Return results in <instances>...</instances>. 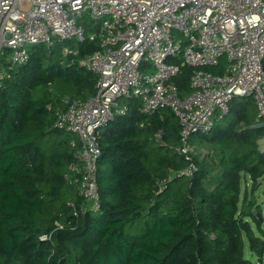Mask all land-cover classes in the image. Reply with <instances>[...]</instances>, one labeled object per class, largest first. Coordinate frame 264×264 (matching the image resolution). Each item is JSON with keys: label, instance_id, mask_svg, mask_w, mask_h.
Wrapping results in <instances>:
<instances>
[{"label": "trees", "instance_id": "obj_1", "mask_svg": "<svg viewBox=\"0 0 264 264\" xmlns=\"http://www.w3.org/2000/svg\"><path fill=\"white\" fill-rule=\"evenodd\" d=\"M65 45L78 47L79 57L99 49L89 39L66 41L31 48L19 67L2 60L0 264H256L245 256V237L262 260L264 240L250 223L264 234V207L249 198L264 176V124L256 125L264 117L254 100L234 99L211 132L191 136L189 143L214 145L218 161L210 163L181 151V124L170 109L144 113L140 99H128V113L99 138L100 210L83 211L87 200L65 179L79 137L55 126L56 112L67 108L64 97H92L98 79L63 54ZM224 66L222 59L199 69L223 74ZM194 70L184 65L173 79L181 97L192 91ZM192 164L196 172L184 173Z\"/></svg>", "mask_w": 264, "mask_h": 264}, {"label": "built area", "instance_id": "obj_2", "mask_svg": "<svg viewBox=\"0 0 264 264\" xmlns=\"http://www.w3.org/2000/svg\"><path fill=\"white\" fill-rule=\"evenodd\" d=\"M88 39L99 49L79 57L78 47L65 45L63 54L97 75L96 92L87 100L64 97L67 108H57L55 122L79 137L65 179L87 200L83 211L100 210L99 138L128 113V99H140L144 113L170 109L181 124L183 153L191 152L193 134L225 119L235 98H252L264 117V0H0V87L3 59L19 67L35 46L53 50ZM222 59L223 74L199 69ZM184 65L195 70L192 91L181 97L173 79ZM164 135L160 129L154 139ZM196 170L192 164L184 173Z\"/></svg>", "mask_w": 264, "mask_h": 264}, {"label": "rangeland", "instance_id": "obj_3", "mask_svg": "<svg viewBox=\"0 0 264 264\" xmlns=\"http://www.w3.org/2000/svg\"><path fill=\"white\" fill-rule=\"evenodd\" d=\"M235 99H236V102L241 100L240 98H235ZM121 101L123 102V99ZM262 121L264 123V118H262ZM259 143H260V148L264 149V138H262ZM188 149H190L191 153L196 154L199 157V159H201V160L205 159L210 163L218 161V156L215 153V147H214V145H212L210 143H202L201 144V143L190 142ZM217 173H220V169H218V168H214L213 171L211 172V174L213 176L216 175ZM246 181H248L247 186L249 189V187L251 186L249 184L250 181H249V179H246ZM246 181L244 180L243 184H242L243 191L245 189ZM252 197H254L256 199L257 203H259L260 205H262L264 207V176H263V178L260 179L259 187H258L257 191L255 192V195L252 196L251 193L249 194V198H252ZM258 207L256 208L257 211H258ZM263 213H264V211H263ZM250 223H251L255 233L264 240V234L258 230L256 223L252 220H250ZM262 227L264 229V220L262 221ZM245 256L249 259H252V261L256 264H264V256H263L262 260H260V258L257 255L252 254L251 249H250V242H249V239L247 237H245Z\"/></svg>", "mask_w": 264, "mask_h": 264}, {"label": "water", "instance_id": "obj_4", "mask_svg": "<svg viewBox=\"0 0 264 264\" xmlns=\"http://www.w3.org/2000/svg\"><path fill=\"white\" fill-rule=\"evenodd\" d=\"M258 214H259L261 221H263L264 220V213H258Z\"/></svg>", "mask_w": 264, "mask_h": 264}]
</instances>
